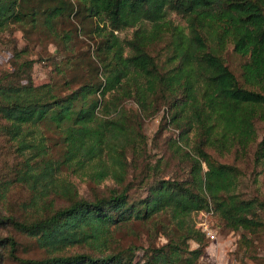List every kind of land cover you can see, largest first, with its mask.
<instances>
[{
  "label": "trees",
  "instance_id": "obj_1",
  "mask_svg": "<svg viewBox=\"0 0 264 264\" xmlns=\"http://www.w3.org/2000/svg\"><path fill=\"white\" fill-rule=\"evenodd\" d=\"M28 3L0 0V36L36 15L48 27L69 16L93 21L97 77L75 90L65 82L62 93L52 82L35 85L23 57L15 70L0 71V264H197L205 250L199 213L213 212L231 231L263 227L264 204L240 198L241 172L212 153L244 157L253 147L264 173V135L256 128L264 123V0H39L43 10ZM171 14L186 26L174 25ZM128 30L130 38L114 34ZM161 43L167 56L159 63L151 52ZM229 45L246 59L239 78L225 64ZM129 100L144 118L167 108V124L178 130L170 141L189 164V179L154 174L142 199H131V185L83 198L55 176L62 167L123 185L128 150L147 146L140 117L135 126L128 119ZM43 126L61 130L60 160L36 141ZM163 217L175 238L164 234L167 243L141 257L134 247L115 251L114 230ZM19 238L42 256L19 257Z\"/></svg>",
  "mask_w": 264,
  "mask_h": 264
},
{
  "label": "rangeland",
  "instance_id": "obj_2",
  "mask_svg": "<svg viewBox=\"0 0 264 264\" xmlns=\"http://www.w3.org/2000/svg\"><path fill=\"white\" fill-rule=\"evenodd\" d=\"M34 6L43 10L45 4L39 0H29L27 8ZM31 17L25 18L20 25L11 24L6 32L0 36V71H13L20 57L32 63L31 77L35 85L52 82L60 92H67L64 85L75 90L82 83L96 79L98 60L96 52L100 39L95 32L96 24L93 21H80L73 16L62 17L55 20L51 27L45 24V16L36 15L35 22ZM174 25L186 26V20L175 14L170 15ZM95 32V33H94ZM132 30L123 33H114L119 39L130 38ZM21 52V53H20ZM167 49L164 43L152 47L151 55L157 62L166 60ZM223 57L228 68L239 78L241 66L246 59L234 53L232 46H228ZM128 119L134 125V119L139 116L140 133L147 139V146L139 144L133 152L128 150V171L123 185H118L112 178L95 183L89 173L78 170L71 172L62 167L55 176L70 183L77 193L86 199H91L96 192L103 194L112 188L121 189L131 185V199H142L146 196V186L152 181V176L165 179L188 180L189 164L174 152L171 141L177 137L178 130L167 124V108L160 107V111L148 118H144L136 104L125 102ZM133 115V116H132ZM135 126V125H134ZM256 128L260 137L264 135V123L257 122ZM61 130L55 127H41L39 137L46 146L53 160H60L63 153ZM259 140V137H258ZM3 143V142H2ZM253 150L245 156L228 154L219 156L212 153L220 163L233 165L241 172L237 194L242 199H257L264 204V173L254 164ZM148 176V177H147ZM57 200V199H55ZM205 213V212H203ZM195 217L197 227L200 222H206L215 233L214 241L206 236L203 238L204 254L197 264H264V224L257 231L244 230L231 231L227 229L222 220L213 212ZM259 219L264 223V211H259ZM206 218L205 220H201ZM156 220L146 225L134 224L127 228L113 231L117 240L115 251L135 248V254L142 256L147 248H159L167 243L164 234L174 237L175 227L170 224L168 217L161 218V223L154 224ZM199 228V227H198ZM175 238V237H174ZM22 244L19 251L21 258H40L42 253L34 242L19 238ZM191 248L197 247L195 243Z\"/></svg>",
  "mask_w": 264,
  "mask_h": 264
},
{
  "label": "built area",
  "instance_id": "obj_3",
  "mask_svg": "<svg viewBox=\"0 0 264 264\" xmlns=\"http://www.w3.org/2000/svg\"><path fill=\"white\" fill-rule=\"evenodd\" d=\"M207 213H208V212H205V213L201 212V214H202L203 216H204L205 214L208 215ZM205 219H206V218H203V219H201V220H205ZM198 227L201 229V231L204 233V235H205L208 239H210L211 241H214V240H215L216 235H215V233L213 232V230L210 228V226H209L206 222H200Z\"/></svg>",
  "mask_w": 264,
  "mask_h": 264
}]
</instances>
